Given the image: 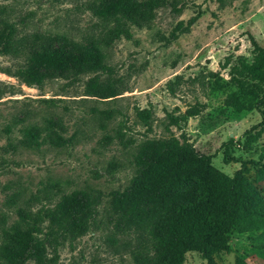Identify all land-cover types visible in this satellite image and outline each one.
Returning <instances> with one entry per match:
<instances>
[{
	"label": "rangeland",
	"instance_id": "1",
	"mask_svg": "<svg viewBox=\"0 0 264 264\" xmlns=\"http://www.w3.org/2000/svg\"><path fill=\"white\" fill-rule=\"evenodd\" d=\"M108 1L0 0V33L6 23L15 24L16 30L10 54H0V264L4 247L15 246L10 227L28 231L43 209L79 190L107 194L123 189L133 174L132 158L143 133L185 138L229 176L240 165L222 162L224 143L232 138L228 152L243 160H257L264 147V132L256 140L244 134L260 123V114L236 113L229 97L236 89L228 84L238 60H256L250 36L264 49V0H176L180 12L165 6L149 14L139 8L120 21L98 16ZM197 12L201 17L189 33L167 44L175 25ZM89 43L104 54L106 73L80 74L73 68L40 88L27 87L13 76L28 53L56 48L78 53ZM92 81L98 88H90ZM107 91L115 96L108 97ZM197 102L205 105L199 116L179 128H165L166 113L182 114ZM144 110L149 112V130ZM26 131L37 137L39 147L26 146ZM245 143L250 150H243ZM249 177L254 178L253 169ZM259 188L264 195V180ZM108 203V198L102 201L85 235L72 244L62 242L52 264H133L132 256L143 253V243L132 228H113ZM19 209L27 223L17 216ZM229 243L230 251L219 254L217 264H234L237 257L264 264L260 232H233ZM183 264L206 261L190 252Z\"/></svg>",
	"mask_w": 264,
	"mask_h": 264
},
{
	"label": "trees",
	"instance_id": "2",
	"mask_svg": "<svg viewBox=\"0 0 264 264\" xmlns=\"http://www.w3.org/2000/svg\"><path fill=\"white\" fill-rule=\"evenodd\" d=\"M177 4L176 0H109L98 16L120 21L139 8L151 14L165 6L180 12ZM200 17L197 12L186 22L179 21L166 43L189 33ZM15 32V24L6 23L0 33V54H10ZM124 34L129 38L127 32ZM249 40L256 60L252 63L238 60L228 84L236 89L229 95L236 113L256 110L260 114V123L244 133L256 140L264 132V49L253 37ZM73 68L80 74L108 71L104 54L89 43L78 53L59 48L28 53L15 67L13 76L27 87L40 88L45 81L59 78ZM215 84L221 90L224 88L219 81ZM90 88H98L97 81H92ZM107 94L115 96L111 91ZM204 109L205 105L197 102L187 106L182 114L166 113L165 128L171 125L179 128ZM142 116L149 130V112L142 111ZM251 131H255L254 135ZM24 136L27 147H39L34 134L26 131ZM140 137L132 158L134 171L123 189L107 194L100 190H79L43 209L28 231L10 227L8 234L15 246L4 247L3 264H52L62 242L72 244L94 226L105 198L109 199L108 208L114 216L113 228L118 232L132 228L143 243V253L132 256L133 264H183L185 254L190 252L198 253L206 264H217L216 257L230 251L233 232L264 235V195L259 188V182L264 180V147L257 160H243L229 154L227 145L232 144V138L224 143L222 162L240 165L229 176L212 165V156L200 153L185 138H157L145 133ZM128 144L132 146L135 141L129 140ZM243 150H250V145L245 143ZM251 169L253 179L249 177ZM17 216L27 223L28 217L21 209ZM234 264L248 263L237 257Z\"/></svg>",
	"mask_w": 264,
	"mask_h": 264
}]
</instances>
